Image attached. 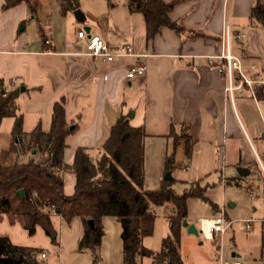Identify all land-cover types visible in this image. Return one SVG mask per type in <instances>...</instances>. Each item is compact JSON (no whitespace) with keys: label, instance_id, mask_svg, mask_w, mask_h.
<instances>
[{"label":"crops","instance_id":"1","mask_svg":"<svg viewBox=\"0 0 264 264\" xmlns=\"http://www.w3.org/2000/svg\"><path fill=\"white\" fill-rule=\"evenodd\" d=\"M2 1L0 77L7 89L20 87L25 131L38 121L47 130L53 103L63 100L65 117L77 124L64 149L65 162H72L78 146L96 159L110 126L123 112L129 113L132 125L144 127L145 177L148 160H157V187L168 160L167 171L174 181L198 182L205 188L207 179L217 176L224 187L230 180L239 183L255 166L261 179L252 184L264 186V99L253 97L243 87L241 92L234 91L230 102L224 75L209 68L221 60L225 26L231 34L230 51L244 70L249 72L250 64H259L264 55V22L250 18L256 0H164L173 2L169 17L183 30L162 26L149 41L142 14L130 11L126 0H112L111 6L106 0L98 1L99 10H81L83 28L76 27L73 11L60 13L55 0H48L52 7L44 16L36 9V0H31L36 6L33 11L25 3L2 10ZM258 1L264 5V0ZM34 19L38 32L32 27ZM80 29L100 36L112 52L128 44L133 53L141 55H117L110 61L94 58L77 37ZM239 33L243 35L237 38ZM45 38L49 45L44 44ZM137 63L145 65L144 73L126 77ZM180 128L191 141L189 156L185 154L186 138L175 140L170 134ZM238 166L248 172L239 175ZM175 169L185 175L175 176ZM74 182L75 174L65 171V194L73 192ZM213 208L217 213L219 207L214 204ZM230 256L248 264H264V249L253 262L236 250Z\"/></svg>","mask_w":264,"mask_h":264},{"label":"trees","instance_id":"2","mask_svg":"<svg viewBox=\"0 0 264 264\" xmlns=\"http://www.w3.org/2000/svg\"><path fill=\"white\" fill-rule=\"evenodd\" d=\"M55 1L62 14L74 11L80 5V0ZM106 1L113 5L112 0ZM126 2L130 11L142 14L147 41L162 26L177 32L183 30L169 17L173 2ZM20 3L33 11L31 0H3L1 9L7 10ZM250 18L264 22V5L258 0L251 7ZM20 91V87L7 89L0 77V124L5 117L13 119L9 144L0 149V220L6 215L11 224L19 222L30 235L40 225L55 240L51 216H59L66 224L78 218L81 234L77 248L90 251L94 263L99 257L103 236L102 219L113 216L121 226L122 264H138V257L142 256H150L152 264H182L178 248L187 200L194 196L208 200V197L191 186L177 193L172 187V178H163L156 188L144 186V127L132 125L129 113L120 112L96 159L90 157L85 147L78 146L72 162L67 163L63 157L64 149L69 145V137L76 132L77 124L65 117L63 100L53 103L47 130L38 121L32 129L25 131L18 101ZM255 96L264 99L262 87L255 90ZM190 144L186 137V156L190 154ZM170 166V161H166L165 172ZM65 171L75 174L73 192L68 195L63 191ZM20 189L23 190L22 197L18 192ZM157 207L163 210L168 232L161 240L160 249L151 251L143 245V238L153 231ZM260 249H264V233ZM40 251L36 246L15 244L7 234L0 233V264H51L41 261Z\"/></svg>","mask_w":264,"mask_h":264},{"label":"rangeland","instance_id":"3","mask_svg":"<svg viewBox=\"0 0 264 264\" xmlns=\"http://www.w3.org/2000/svg\"><path fill=\"white\" fill-rule=\"evenodd\" d=\"M36 1L37 7L34 4L33 7H36L43 16L51 10L52 4L48 0ZM98 1L103 0H80L79 8L83 11L85 9L99 10ZM33 14V12L29 14V17H32ZM74 19L76 27L83 28L82 21ZM32 21L34 23L33 29L38 32V24L35 19ZM21 26L19 27L21 28ZM11 124V117H5L1 121L0 149L7 147L9 144ZM172 133L175 140L186 138L183 128L176 131L172 130ZM156 161L155 159L148 160V171L144 179V186L147 188L157 187L155 185L157 179L154 174V163ZM173 173L175 176L185 175L179 169H175ZM171 176L173 175L171 174ZM260 179V171L252 166L249 174L242 177V180L237 184L230 180L223 187L220 185L217 176H214L211 180L207 179L209 185H206L205 188L200 183L189 185L180 181H174L172 187L177 193H181L185 188L191 186L192 189L204 192L208 197V200H206L194 196L189 197L187 200L186 219L196 227H198V218H209L215 215L214 204L217 207L224 205L228 218L234 219L235 222L228 227L220 239L223 256L230 258L231 251L236 250L240 252L244 259L253 262L254 258H257L260 254V238L262 231H264V225L253 223L250 229H245L244 219L260 217L264 212V186L259 187L255 183L252 184V181L257 182ZM249 192L252 193L254 198H251ZM222 198L224 202H222ZM231 203H233V206L230 205ZM155 212L153 231L143 238V245L151 251L160 249L161 240L168 232V223L162 208L157 207ZM102 225L103 236L98 252L99 257L94 263L90 251H80L77 248L81 234V223L78 218H74L69 224H66L60 217L51 216V226L56 235L55 240H52V236L47 235L40 225L36 226L32 235L28 234L19 222L15 221L11 224L6 215L0 220V233L7 234L15 244L36 246L41 250L45 249L47 254L45 258H41V261H48L51 264H122L120 252L121 226L119 221L113 216H105L102 219ZM218 241V238L207 239L201 233L197 235L187 233L186 228L182 227L178 248L182 264H219L217 259ZM138 264H152V260L150 256L138 257Z\"/></svg>","mask_w":264,"mask_h":264},{"label":"built area","instance_id":"4","mask_svg":"<svg viewBox=\"0 0 264 264\" xmlns=\"http://www.w3.org/2000/svg\"><path fill=\"white\" fill-rule=\"evenodd\" d=\"M242 35V33H239L236 34V37L239 38ZM77 37L85 47L86 53L94 58H102L104 60L110 61L117 55H141L133 53L131 47L128 44L122 45L117 52H112L110 51L108 44L102 38H100V36L95 34H87L83 29L77 31ZM230 38L231 34L228 30V27L225 26L222 35V51L219 54L221 60L218 63L210 64L209 68L224 75L226 80L224 91L230 102H233L234 91L241 92L243 87H247V89L250 91V94L255 97V90L257 88L262 87L264 90V55L260 58L259 64H250L248 67L249 72H246L240 60L230 51ZM44 44L49 45L50 40L45 38ZM46 50L50 52L49 47H47ZM144 71L145 65L143 63H137L127 71L126 77L131 78L134 75H142ZM50 209L52 210L53 207L51 206ZM232 222V220L227 219L225 206L222 205L218 208V211L214 216L209 218H198V227L196 228L198 233H201L207 239H219L217 245V259L219 264H248L247 262L240 259H224L223 257L222 243L220 239ZM254 222L264 223V213L261 215V217H250L244 219L245 229H250ZM46 254V250L43 249L40 251L39 256L40 258H45Z\"/></svg>","mask_w":264,"mask_h":264},{"label":"water","instance_id":"5","mask_svg":"<svg viewBox=\"0 0 264 264\" xmlns=\"http://www.w3.org/2000/svg\"><path fill=\"white\" fill-rule=\"evenodd\" d=\"M73 13L78 20H80V21L84 20V15L80 9H78V8L75 9L73 11ZM236 169H237V172L239 173V175H243V174H246L248 172L247 169H245L244 167H241V166H238ZM171 178H172V176H171L170 171H166V173L164 175V179H171ZM18 192H19L20 196L22 197L23 196V190L20 189ZM89 223L91 224L92 221L89 220ZM182 227L186 228V231L188 233H192L194 235L198 234V230H197L196 226L193 223H189L186 218H184L182 220Z\"/></svg>","mask_w":264,"mask_h":264}]
</instances>
